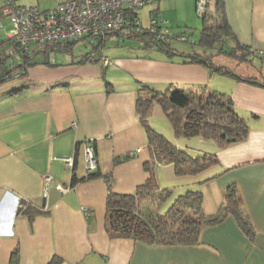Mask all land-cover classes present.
Instances as JSON below:
<instances>
[{"label": "crops", "instance_id": "crops-1", "mask_svg": "<svg viewBox=\"0 0 264 264\" xmlns=\"http://www.w3.org/2000/svg\"><path fill=\"white\" fill-rule=\"evenodd\" d=\"M194 2L156 0L135 13L139 19V10L156 13L166 21L157 25L165 35L166 23L188 20ZM225 9L237 39L264 52V0H225ZM5 39L0 37V70L14 74L18 64L27 62L20 76L0 82V264H47L54 255L60 257L55 264H264L263 83L224 73L213 84L217 73L212 68L156 46L142 47L143 53H104L110 63L103 66L99 60L84 61V53L73 54V46L55 48L67 54L60 62H33L30 52L49 50V45L34 44L28 56L7 67L13 49L2 52ZM141 85L156 91L216 89L231 96L235 110L246 118L247 136L224 146L199 137L197 147L213 151L218 162L187 184L200 189L205 213L215 212L234 186L248 228L227 211L218 222L202 225L193 243L109 237L103 176L111 178L117 193L135 192L147 177L143 164L150 148L136 109ZM87 143L100 173L91 178H84ZM127 153L132 156L124 159ZM64 155L73 157L72 166L55 158ZM169 172L175 175L171 164L154 166L156 180ZM45 174L70 188L62 192L51 181L44 197ZM23 201L28 205L21 212Z\"/></svg>", "mask_w": 264, "mask_h": 264}, {"label": "trees", "instance_id": "trees-1", "mask_svg": "<svg viewBox=\"0 0 264 264\" xmlns=\"http://www.w3.org/2000/svg\"><path fill=\"white\" fill-rule=\"evenodd\" d=\"M13 1L16 2V0ZM204 9L202 13L201 34L203 37H207V44L216 40L219 41L225 35L234 40V45L231 46V53L229 54H236L243 59H247L251 53L255 56H258L257 54H264V52L253 50L249 44L237 39L227 18L225 0H213L212 6H209L208 0H205ZM130 11L136 16L134 12L136 10ZM2 15L6 16L9 20V17L2 13L1 4L0 16ZM121 29L108 30L104 36L98 37L90 43L94 47L103 44L106 35L110 33L119 35ZM125 29L127 31L125 35L137 37L142 41V47L156 46L169 53H180L185 61L203 63L212 68L207 58L201 57L196 53L174 50L166 42L165 35H156L155 32L143 27V25L138 31L128 27ZM6 38L14 43L16 49L21 53L23 52V58L24 55H27V51H23L17 42L12 38ZM82 39L84 38L58 39L45 45H49L50 50H55V48L70 50L73 43ZM95 41L97 42L95 43ZM90 52L82 55L84 61H100L101 55L106 57L103 52L97 57L94 55L90 56ZM26 62L27 60L18 64V71L14 74H11V70L9 69L0 73V82L20 76L24 72L23 69L26 66ZM213 69L218 70L220 73L233 75L238 79L264 84V82L257 81L252 76L237 74L221 65L214 66ZM8 74H11V76ZM153 103H158L170 120L175 137L197 136L203 139H211L219 146H224L231 142L245 139L248 133L246 118L235 110L233 100L226 92L206 88L188 90L173 88L171 90L156 91L148 86L141 85L138 88L136 109L145 129L147 143L150 148V159L143 164L147 177L142 184L137 186L135 192L117 193L111 189V178L108 175L103 176L108 187L105 229L109 237H131L150 244L193 243L197 241L198 232L202 225L218 222L227 211L235 213L239 217L241 226L248 228L249 223L242 210L240 196L234 186L227 188L223 203L213 213H205L202 210L201 191L195 187H188L183 194L177 196L166 210L163 212L158 211L157 204L168 196L169 190L165 187L162 188L155 178L154 166L157 163L171 164L173 173L176 176H196L216 164L218 158L213 151L202 150L198 147L194 148L187 145L185 147L181 146L175 139L168 138L152 127L149 124L148 116L150 115ZM131 156L132 153H127L124 155V159ZM116 160L119 161L118 158ZM98 175L100 173L95 168L87 172L84 178ZM148 201L151 204H156L155 207L148 204ZM27 205L19 209V211L23 212L26 210ZM55 259L59 260L60 257L54 255L47 264H55Z\"/></svg>", "mask_w": 264, "mask_h": 264}, {"label": "rangeland", "instance_id": "rangeland-1", "mask_svg": "<svg viewBox=\"0 0 264 264\" xmlns=\"http://www.w3.org/2000/svg\"><path fill=\"white\" fill-rule=\"evenodd\" d=\"M56 1L57 0H16V2L19 4L37 5L41 10L55 8L57 4ZM4 2L5 0H0V5ZM148 5L149 4L144 5V9ZM193 7L194 13L188 17L187 21L179 20L180 22L174 21L169 24L166 23V25L168 26L167 32H164L166 36V42H168L170 46L174 48V50L176 49L189 53H196L201 57L207 58L209 64L212 66V69L214 68V66L221 65L237 74L249 75L253 78L257 77V79L264 80V57L257 54L259 57L252 55L248 56L247 59H243L237 56L236 54H229L231 53V46L234 45V40L231 42L228 36L225 35L219 41L216 40L215 42L213 41L212 43L207 44V37H203L201 34L202 13L205 10L204 6H202L201 10L197 11L196 2H194ZM139 13V17L142 21L141 24L145 28L150 27L151 18L156 19L157 22L159 20V16L156 13L152 12L148 14V16L145 12L142 13L141 10H139ZM10 27L11 25L8 18L3 15L0 16V37L6 38V32L10 29ZM126 33L127 31L125 28L121 29L119 35H116L115 33H110L105 36L103 44H100L96 47H94L87 39L78 40L73 43L72 52L73 54H77L80 52L85 53L91 51L95 57L99 56L101 52H103V54L109 53L110 55L112 53L123 52L125 50H129L132 52L139 51V53H143L144 49L142 48V41L139 40L137 37L127 36L125 35ZM179 36H182V39L179 38ZM96 42L97 41H95V43ZM11 47L13 49L12 52ZM1 49L3 50L2 52H11L6 57L5 66L7 67L14 66L23 58L22 53L18 49H16V46L10 39L4 40L1 45ZM66 55L67 54L64 51L50 49L36 52L34 54L32 52L29 53L30 60H32L33 62L36 61L40 63L60 62L62 58H66ZM70 55H68V57H71ZM213 72H216L217 75L212 78L211 83H220L221 80H223L221 75H223L224 73H220L218 70L216 71L214 69ZM0 73H2L1 70ZM148 121L149 124L154 127L157 131L167 136L168 138L175 139L180 143L181 146L185 147V145H187L189 147L197 148L199 137H175L170 120L164 114L158 103L152 104L151 112L148 116ZM192 179H195L193 175L176 176L171 175L170 172L167 175L164 173L163 176L162 174H160L157 182L162 188H167L169 190V194L163 201L157 204L158 211L163 212L164 210H166V208L177 198V196L183 194L188 189V187L192 188L194 185L191 184V181H193ZM187 182H191L190 186H188ZM148 204H151V202L148 201ZM151 205L155 207L156 204Z\"/></svg>", "mask_w": 264, "mask_h": 264}, {"label": "built area", "instance_id": "built-area-1", "mask_svg": "<svg viewBox=\"0 0 264 264\" xmlns=\"http://www.w3.org/2000/svg\"><path fill=\"white\" fill-rule=\"evenodd\" d=\"M153 1L156 0H58L55 8L41 10L37 5H20L13 0H6L2 4V13L9 17L11 25L6 37L12 38L23 51L28 52L34 44H46L58 39L84 38L92 43L111 29L128 27L138 31L141 29L140 21L129 10L133 11ZM195 2L197 11L205 4V0ZM165 22L160 20L157 22L151 18L149 30L163 36L157 25ZM89 54L93 55L92 52ZM100 61L103 65L110 63L104 55H101ZM83 156L86 172L94 170L96 158L91 143L85 144ZM55 158L69 166L73 164L71 155ZM43 181L44 197L51 181L54 187L62 192L70 188V184L54 182L49 174L44 175ZM27 204L23 201L18 205L23 208Z\"/></svg>", "mask_w": 264, "mask_h": 264}, {"label": "clouds", "instance_id": "clouds-1", "mask_svg": "<svg viewBox=\"0 0 264 264\" xmlns=\"http://www.w3.org/2000/svg\"><path fill=\"white\" fill-rule=\"evenodd\" d=\"M21 209V208H20Z\"/></svg>", "mask_w": 264, "mask_h": 264}]
</instances>
